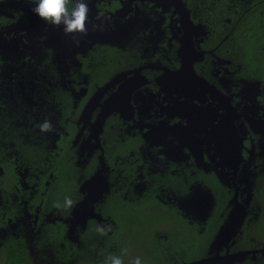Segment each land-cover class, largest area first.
I'll list each match as a JSON object with an SVG mask.
<instances>
[{"label":"flooded vegetation","instance_id":"flooded-vegetation-1","mask_svg":"<svg viewBox=\"0 0 264 264\" xmlns=\"http://www.w3.org/2000/svg\"><path fill=\"white\" fill-rule=\"evenodd\" d=\"M86 2L89 31L74 38L36 15L34 0H0V264L14 246L32 262L26 232L43 211L52 222L36 244L60 243L65 198L74 204L89 191L103 198L96 210L120 237L127 210L154 214L157 238L208 214L210 227L199 226L213 239L229 217L217 216L228 194L256 212L249 204L264 183V0ZM46 120L53 130L41 131ZM193 161L200 164L189 176ZM197 180L215 197V217L199 201L179 208Z\"/></svg>","mask_w":264,"mask_h":264},{"label":"rangeland","instance_id":"rangeland-1","mask_svg":"<svg viewBox=\"0 0 264 264\" xmlns=\"http://www.w3.org/2000/svg\"><path fill=\"white\" fill-rule=\"evenodd\" d=\"M261 154H264V150H262ZM173 161H174V164H170V165H172L175 168L180 167L175 164V159H173ZM199 164L200 163L193 161L191 163V166L190 165L188 166L189 176H191L192 172L194 173L196 172L193 166H196L195 168L198 169ZM179 173L181 174L180 171L178 172V174ZM242 174H243V169L240 172V176ZM261 176H264V175H261ZM250 177H251V173H249L248 175V180H246L247 183L251 181ZM147 184L148 183H144L140 186V192H142L145 189ZM192 184H193V187L192 185H189L191 188L188 189L187 193L184 195L183 201H180L183 204H180L179 208L182 207L183 210L184 209L194 210L193 205L197 206L198 204H200V202L202 205L206 203L204 205L205 208L203 209H206L208 211L212 210V216L215 217V214H217V208L213 212L214 207H212V205L216 204V200H215V197L212 191L208 187L200 183L198 180L194 183L192 182ZM229 190H230L229 193L232 195L230 188ZM250 194H251V191H248L247 192L248 198ZM95 196L96 195H92V196L86 195L84 197H81L78 195L73 196L74 199L76 198V201L69 208L68 219L67 218L65 219L66 224H65L64 236L60 243L56 241V242H51V245L42 243L40 246H38L36 244L37 240H34V239L39 236V233L46 230L45 229L47 228L46 223L52 222L51 221L52 219L50 218L53 217V214H50V213L46 214V212L43 211L44 214L40 216L33 231H31L30 233L26 232L27 235L31 236L28 238L30 241V244H28L29 245L28 249L30 253L33 255V257H31L33 264H77L79 261L85 259V257L79 256L80 253L91 255V253H93L94 252L93 250L95 249L106 250V252L107 251L112 252L113 245H106L107 244L106 237L115 232V229L112 225L113 222L111 221L108 215L104 217L103 214L102 216L98 212V210H96L98 208H96L95 204L97 202H100L103 198L101 199L100 196L99 197H95ZM229 197L230 195L228 194V196H226V199L222 201V209H224V213L223 214L221 213L222 209L220 210L218 209V215H217L218 217L224 218L226 215V211H228V215H230L233 212V210L236 208L238 197L236 199V203L232 201V198H230V201H229V199H227ZM160 199L167 202L165 191L161 188H160ZM191 199H193L192 203L190 202ZM52 200L53 199L50 198L48 201L53 202ZM197 201H199V203L195 204L194 202H197ZM207 201H209V205L207 204ZM249 205H253L254 209L256 208V212H258L259 204H257V202H255V204H252L250 200ZM50 206H51L50 204H47L46 210L51 212V209L49 208ZM250 209L252 208H250L249 206L247 207V204H244L242 206V210L245 211V214L248 213L246 217L247 221L244 227L242 228L241 233L238 234V236L235 237L234 240H231L232 242L230 241L228 245L229 249H231V251L233 252L239 251V250H245V249L249 252L247 255L248 257L244 259L240 264L264 263V245L261 244L258 237L250 230V225H251L250 223L256 217V212ZM198 215L199 214H197L196 218H194L198 221V223H193V224L198 225V226L201 225V228L205 227L208 229L210 225L203 223L205 218L206 219L208 218V214H202L203 216H199V217ZM65 216L66 215H62V219L60 220H63ZM26 218L28 219V222L32 221L31 224L34 225L35 222L32 217L28 218V216H26ZM220 220L221 219L219 218V223H220ZM193 224L190 225L191 228L189 226L186 228L179 227L180 228L179 231L180 232L181 231H191V232L194 231L195 233H197V238H198L196 242L197 244L191 241L188 242L186 238H181V239L175 240L176 242L174 245L165 246V248L162 247V255L165 257L167 256L171 264H192L193 261H196L203 257L205 258L211 257L209 248H210V244L213 238H211V236H209V238L208 237L205 238L204 235H206L207 229L203 230L200 228V226L198 228H193ZM100 229H103L104 231L101 232ZM20 231H21L20 228H18L17 230H12V229L7 230V232L13 233L14 235H16L17 232L19 233ZM176 232H178V230H176ZM159 234H161L160 244H162L164 240H168L169 237H172L173 232L170 229L167 230L166 228L165 229L162 228ZM181 234L184 235L185 232H181ZM188 236L189 235L187 234L185 237H188ZM177 241H182L184 242V244H182V242L181 244H179L177 243ZM59 246L60 248L67 247V246H71L74 248V253L72 254L70 260L64 262L58 258L57 250ZM192 248H195V251H196L195 255L193 258L191 257L189 260H187L186 259L187 253ZM54 250L56 251V254ZM39 251L42 253L38 255L37 252Z\"/></svg>","mask_w":264,"mask_h":264},{"label":"trees","instance_id":"trees-1","mask_svg":"<svg viewBox=\"0 0 264 264\" xmlns=\"http://www.w3.org/2000/svg\"><path fill=\"white\" fill-rule=\"evenodd\" d=\"M253 200L259 204V209L256 212L255 219L250 223V230L258 237L261 244L264 245V183L256 186ZM143 216H146L148 221L143 220ZM159 221L158 218H155L154 214L151 217L150 213L128 212L127 210L123 235L120 237L117 229L114 234L106 237V245H113L112 252L95 249L91 255L80 253L79 256L85 257V259L79 261L77 264H113V258H118L121 264H135L137 258H139L140 264H171L168 257L162 255V247L174 245L175 240L181 238H186L188 242L194 243L198 239L196 234L191 231H181L185 232L184 235L181 234L179 226L171 228L170 230L173 232L172 237H169L168 240H164L160 244L161 238L156 237L158 233L155 231ZM187 234L189 236L185 237ZM181 242L177 241L179 244ZM15 249L14 246L13 255L5 261V264H32L26 252H16ZM195 252V248L189 250L186 259L193 258ZM72 253H74V248L71 251V249L65 247L58 251V257L60 260L66 262L71 259Z\"/></svg>","mask_w":264,"mask_h":264},{"label":"clouds","instance_id":"clouds-1","mask_svg":"<svg viewBox=\"0 0 264 264\" xmlns=\"http://www.w3.org/2000/svg\"><path fill=\"white\" fill-rule=\"evenodd\" d=\"M34 3L33 12L51 26L57 28L63 26L62 30L66 35L72 34L75 38L76 36H86L88 34L87 24L90 21L89 7L86 0H75L74 3L73 0H34ZM39 127L41 131L53 130L51 122L47 120ZM65 203L68 207L73 205L70 197L65 198ZM100 231L103 232L104 230L100 229ZM221 254H224V252L221 251ZM113 264H121V261L118 258H113ZM135 264H140L139 258H137Z\"/></svg>","mask_w":264,"mask_h":264},{"label":"water","instance_id":"water-1","mask_svg":"<svg viewBox=\"0 0 264 264\" xmlns=\"http://www.w3.org/2000/svg\"><path fill=\"white\" fill-rule=\"evenodd\" d=\"M107 111L102 112L101 118L104 119ZM238 151H240V145H238ZM83 188L86 189V185H83ZM91 190L95 191L94 187H90ZM87 190V189H86ZM89 190H87L88 192ZM95 192L89 191V194L95 195ZM233 202L236 203V199H233ZM244 205V204H243ZM236 204L235 211L229 215V217L221 225L216 237L212 240L209 248L211 257L201 258L196 261H193L192 264H237L242 262L246 257H248L247 250H239L236 252H229V242L234 236L237 228L244 223L245 211L242 210V206ZM225 249L224 254H221V251Z\"/></svg>","mask_w":264,"mask_h":264}]
</instances>
